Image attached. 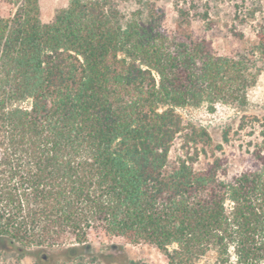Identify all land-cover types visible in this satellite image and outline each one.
<instances>
[{
    "label": "trees",
    "instance_id": "16d2710c",
    "mask_svg": "<svg viewBox=\"0 0 264 264\" xmlns=\"http://www.w3.org/2000/svg\"><path fill=\"white\" fill-rule=\"evenodd\" d=\"M9 1L16 11L0 15V248L40 256L69 244L76 255L95 233L154 245L169 264L209 253L218 264H264V139L251 167L225 179L223 143L178 112L245 104L263 69L264 32L223 56L206 39L167 34L152 0L128 14L116 0H70L48 23L39 0Z\"/></svg>",
    "mask_w": 264,
    "mask_h": 264
},
{
    "label": "rangeland",
    "instance_id": "374dc122",
    "mask_svg": "<svg viewBox=\"0 0 264 264\" xmlns=\"http://www.w3.org/2000/svg\"><path fill=\"white\" fill-rule=\"evenodd\" d=\"M70 0H39L40 17L51 22L56 11L66 7ZM120 9L128 14L137 8V0H116ZM164 13L163 29L169 35L182 39L190 33L195 39H206L218 55L232 56L250 49L257 43V32H264V0H152ZM17 7L9 0H0V15L9 17ZM178 9L184 11L180 21ZM181 22V23H180ZM181 26V27H180ZM262 71L247 93L245 104L219 102L212 110L206 104L199 107L178 108L186 122L206 127L215 143H223L228 160L227 172L233 175L252 165L250 152L264 139V63ZM228 133V142L223 141ZM180 140L172 148L174 156ZM207 158L200 156L197 168L205 166ZM48 249L49 260L42 262L38 255L21 256L10 248H0V264H169L167 257L156 246L131 243L123 237L105 238L90 233L88 244H81L76 255L66 247ZM196 264H218L216 255L209 253Z\"/></svg>",
    "mask_w": 264,
    "mask_h": 264
},
{
    "label": "flooded vegetation",
    "instance_id": "af4514ba",
    "mask_svg": "<svg viewBox=\"0 0 264 264\" xmlns=\"http://www.w3.org/2000/svg\"><path fill=\"white\" fill-rule=\"evenodd\" d=\"M38 258L42 262H45V261L49 260V255H48V253L47 254H44V255H40V256L38 255Z\"/></svg>",
    "mask_w": 264,
    "mask_h": 264
}]
</instances>
